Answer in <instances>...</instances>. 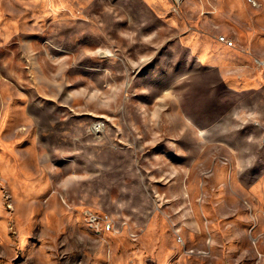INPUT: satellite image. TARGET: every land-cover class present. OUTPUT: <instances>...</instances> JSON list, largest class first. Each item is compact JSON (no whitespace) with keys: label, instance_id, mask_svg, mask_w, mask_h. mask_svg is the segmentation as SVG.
<instances>
[{"label":"rangeland","instance_id":"rangeland-1","mask_svg":"<svg viewBox=\"0 0 264 264\" xmlns=\"http://www.w3.org/2000/svg\"><path fill=\"white\" fill-rule=\"evenodd\" d=\"M254 1L0 0V264H264Z\"/></svg>","mask_w":264,"mask_h":264},{"label":"built area","instance_id":"built-area-1","mask_svg":"<svg viewBox=\"0 0 264 264\" xmlns=\"http://www.w3.org/2000/svg\"><path fill=\"white\" fill-rule=\"evenodd\" d=\"M177 4H180L181 2H183L184 0H174ZM250 2H252L253 4H256V2L254 0H249ZM220 40H222L224 43H226L229 46H235V41L233 39H229L225 36H221ZM256 64L260 67H264V59H256ZM263 80H264V72H263ZM100 220H102L103 222H105V227L107 229H112L114 227L113 224V219H111L108 215L104 218V219H98V218H94V221L100 223ZM179 240L182 242V237L179 235ZM191 252H194V249L190 250ZM206 253V251L204 252Z\"/></svg>","mask_w":264,"mask_h":264},{"label":"crops","instance_id":"crops-1","mask_svg":"<svg viewBox=\"0 0 264 264\" xmlns=\"http://www.w3.org/2000/svg\"><path fill=\"white\" fill-rule=\"evenodd\" d=\"M214 1H218L219 4L225 5L227 7L228 6H238V5H242L245 2V0H199V4H201V5H208V4H213ZM197 5H198V3H197ZM237 36L238 37H236V40H239V41H240V37L241 38H245V34H243V33H237ZM248 39H249V37H248ZM241 85H242V87L243 86H246V85H248V82H243ZM244 148L245 147H243V149ZM230 181H232V180L230 179Z\"/></svg>","mask_w":264,"mask_h":264}]
</instances>
